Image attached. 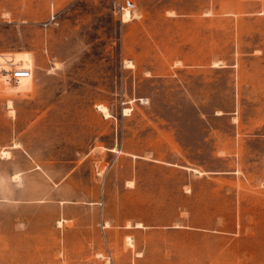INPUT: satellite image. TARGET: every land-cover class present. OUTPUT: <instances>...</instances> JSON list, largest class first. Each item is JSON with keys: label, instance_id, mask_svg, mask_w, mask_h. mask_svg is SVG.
<instances>
[{"label": "rangeland", "instance_id": "374dc122", "mask_svg": "<svg viewBox=\"0 0 264 264\" xmlns=\"http://www.w3.org/2000/svg\"><path fill=\"white\" fill-rule=\"evenodd\" d=\"M20 51L0 264H264V0H0Z\"/></svg>", "mask_w": 264, "mask_h": 264}, {"label": "bare ground", "instance_id": "6f19581e", "mask_svg": "<svg viewBox=\"0 0 264 264\" xmlns=\"http://www.w3.org/2000/svg\"><path fill=\"white\" fill-rule=\"evenodd\" d=\"M131 17V10L129 8H126L125 12H124V16L123 19L124 20H128ZM4 56L7 57H12V59L15 60L16 63H18L21 66L30 68L32 70V65H33V54L28 52V51H20V52H14V53H2L0 54V59L3 58ZM6 81V79L4 78V76L0 75V85L2 87V91H5L7 94H11V93H19V94H26L29 93L33 90V75H31L29 78H25V79H21L18 83L16 84H11L7 85L8 83H4V85H2V81ZM2 82V83H1ZM1 89V88H0ZM9 106L12 108V102H9ZM100 110H104L103 112H107L106 111V107L104 106H100L99 107ZM127 111V110H125ZM6 152V151H5ZM7 153V152H6Z\"/></svg>", "mask_w": 264, "mask_h": 264}, {"label": "built area", "instance_id": "2783aa9c", "mask_svg": "<svg viewBox=\"0 0 264 264\" xmlns=\"http://www.w3.org/2000/svg\"><path fill=\"white\" fill-rule=\"evenodd\" d=\"M0 75L4 76L9 84H16L21 79L32 75L30 68L19 65L12 57L4 56L0 59Z\"/></svg>", "mask_w": 264, "mask_h": 264}]
</instances>
